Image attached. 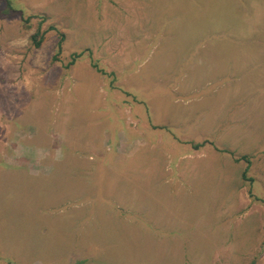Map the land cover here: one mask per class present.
I'll return each instance as SVG.
<instances>
[{"label": "rangeland", "instance_id": "1", "mask_svg": "<svg viewBox=\"0 0 264 264\" xmlns=\"http://www.w3.org/2000/svg\"><path fill=\"white\" fill-rule=\"evenodd\" d=\"M0 264H264V0H0Z\"/></svg>", "mask_w": 264, "mask_h": 264}, {"label": "trees", "instance_id": "2", "mask_svg": "<svg viewBox=\"0 0 264 264\" xmlns=\"http://www.w3.org/2000/svg\"><path fill=\"white\" fill-rule=\"evenodd\" d=\"M33 38H34V39H36V34H35V35H33ZM61 38H63V35H62V33H61ZM58 43L60 44V42H58ZM39 44H40V41H37V40H36V41H35V46H36V47H38V46H39Z\"/></svg>", "mask_w": 264, "mask_h": 264}, {"label": "crops", "instance_id": "3", "mask_svg": "<svg viewBox=\"0 0 264 264\" xmlns=\"http://www.w3.org/2000/svg\"><path fill=\"white\" fill-rule=\"evenodd\" d=\"M182 162H184V161H182ZM203 166L207 167V166H208V164H207V165H205V164H204ZM178 173L180 174V173H181V171H180V172H178ZM175 178H176V177H173V176L171 175V180H175Z\"/></svg>", "mask_w": 264, "mask_h": 264}]
</instances>
